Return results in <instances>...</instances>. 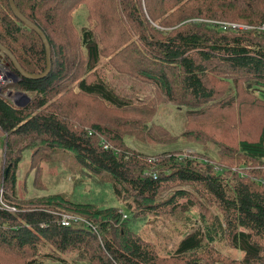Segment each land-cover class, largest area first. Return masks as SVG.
<instances>
[{"label": "trees", "instance_id": "16d2710c", "mask_svg": "<svg viewBox=\"0 0 264 264\" xmlns=\"http://www.w3.org/2000/svg\"><path fill=\"white\" fill-rule=\"evenodd\" d=\"M203 1L145 0L150 19L144 12L143 0H91L85 8L86 23L80 27L74 10L83 0H14L22 15L38 26L49 40L52 66L44 75L48 61L42 38L14 14L10 0H0V43L11 51L25 71L42 76L24 77L9 56L4 55L0 60L17 77L15 90L29 97L25 105H14L5 97L4 90L0 91V144L2 142L3 150L7 151L0 158V247L12 252V258L8 255L5 264H42L41 255L43 259L53 260L41 250L49 244L56 248L54 253L47 254L56 257L54 260H60L64 252H77L78 259L88 264H264V123L260 128L245 126L240 118L233 124L236 131L240 127L244 132L255 131L253 140L238 142L239 152L255 163L245 174L232 171L231 166H236L239 164L236 161L240 160L224 162L222 172L204 169L196 157L180 158L168 151L146 155L124 148L118 142L113 145L104 135L112 132L100 124L94 123L78 131L70 121L77 102L74 96L78 93L99 97L116 107L131 104L111 89L104 77L93 72L107 53L97 31L102 32L105 25L109 33L114 32L111 16L124 27L132 23L138 35L131 44L145 47L137 49L134 55L143 52L155 60L153 66L158 63V71L143 66L145 72L149 71L145 76L162 81L171 100L175 101L177 96L181 104L191 108L185 115L191 126L202 123L203 107L216 102L219 92L207 79L209 73L223 72V65L230 69L226 76L235 90L233 101L224 106L228 108L238 102L240 106L259 107V100L264 101V30L257 27L264 23V0H209L218 6L220 17L189 14L188 2H194V10L200 11ZM209 6L208 13H214L213 5ZM196 17L213 19L215 24L194 23ZM154 22L164 26L161 28L167 32L160 33ZM220 22L255 28L224 29ZM189 24H200V28L184 27ZM202 24L209 25L211 33L201 28ZM62 27L77 39L75 53L71 55L66 46L57 43ZM112 60L121 68L123 63L127 67L131 64L123 54L120 58L117 54ZM72 67L77 68L78 75L72 72ZM168 69L178 76L174 82L165 72ZM175 85L182 92H178ZM255 95L260 98L254 99ZM75 115L78 116V110ZM98 135L106 136L105 142L94 140ZM61 150L75 155L95 182L110 179L108 182L118 197L125 191L124 197L131 198L125 200V205L134 219L138 211L160 213L159 209H167L172 213H189L195 205L204 207L196 194L201 195L206 204L216 203L221 214H213L210 208L202 210V226L183 237L176 251L163 256L127 225L129 216L124 221L116 207L98 210L87 209L85 205L77 207L89 220L78 224H65L60 220L61 214L50 207V204L63 205L59 195L61 201L57 198L45 204L29 201L32 208H26L20 193L22 182L17 175L22 162L29 157L32 166L42 153V156L48 153L46 159L55 160ZM36 181L35 176V185ZM179 181L199 184L205 189L194 185L193 191L179 188L170 195H162L164 185ZM42 205L45 207L41 208ZM136 208V212L132 211ZM218 238L240 250L242 257L239 260L228 255L222 257L216 246ZM2 248L0 251H4Z\"/></svg>", "mask_w": 264, "mask_h": 264}, {"label": "rangeland", "instance_id": "374dc122", "mask_svg": "<svg viewBox=\"0 0 264 264\" xmlns=\"http://www.w3.org/2000/svg\"><path fill=\"white\" fill-rule=\"evenodd\" d=\"M90 3L91 0H83V3L74 10L76 22L80 27L86 23L84 13L86 11V5ZM143 4L144 12L148 16L147 18L151 19L145 0H143ZM201 4L200 11H196L194 10V2H188V7H191L189 14L192 16L209 17L215 15L216 17L217 15V17H220L218 6L214 2L211 3L209 0H205ZM209 4L214 7V13L212 14L208 13V8L211 7ZM60 8H62L60 10L62 13L65 7ZM95 8L99 9V7ZM59 18L61 19L60 16ZM111 18L114 19V32L109 33L108 30L110 29L107 26L105 27V25L103 26L102 32L97 31L99 37L103 38L102 45L106 48L107 53L102 56L101 62L93 72L98 76H102V78L104 77L110 88L116 90L125 101L131 104L127 107H116L105 100H101L99 97L87 96L78 93L79 90L75 91L74 93H78L74 96L77 102L75 103L76 107L73 114L70 117L71 124L74 128H77L78 131H83L87 129L86 127L90 128L92 124L97 123L112 132V134L104 135L111 140L113 145L118 142L124 148H129L130 150L136 149L146 155L161 154L168 151L175 153L180 158L196 157L200 160L201 166L205 167L204 169L211 170V168H214L222 172V169L226 166L225 163H232V159L234 161L240 160L236 161L239 164L233 162V164H236V166H231L233 172L246 174L247 170L252 169L255 163L239 152L238 142L240 140H253V133L255 131L247 130V132H244L241 127L239 131H236L233 124L241 118L245 126L251 125L260 128L261 123H264V101L262 99L259 100V107L252 104L240 106L238 102L233 103L231 107H225L224 105L233 101L232 98L235 90L233 91V83L226 76V73H230V69L223 65L221 68L223 72L219 74L209 73L207 79L209 85L219 92L215 99L216 102L203 107L205 117L202 123H195L196 121L194 120L193 123L195 124L191 126L190 121H187L189 117L185 116L186 112L191 108L181 104L183 102L177 96L175 97V101L171 100L162 85V81L160 82L145 76L146 72L148 73L149 71L145 72L143 66L158 71V63L156 67L153 66L156 64L155 60H152L143 52L136 53V56L134 55L137 49L145 47L142 45L135 47L131 44L138 35L132 23L130 22L128 23V27H124L117 18L113 16ZM199 22L215 24L213 19L196 17L194 23ZM153 24L157 29H160V33L167 32V30L161 28L162 25L159 26L155 22ZM198 25L200 24H189L184 27L198 28ZM202 26L204 27L201 28H206L207 32L211 33L212 28L209 25L202 24ZM160 33H158V36ZM70 34L71 32L65 31L62 27L57 38V43L59 42V44L66 46L67 52L71 55L75 53L74 48L77 47V39ZM112 52L115 53L111 54ZM117 54L119 58L123 54V58L128 63L129 61L131 62V64L129 63V67L123 63L121 68L114 63L112 58H115ZM142 57L148 59L144 61ZM116 61L120 62L117 58ZM135 63H139L141 66ZM71 70H73V73L77 72L78 75L76 67H72ZM240 71L238 70L237 72L241 73ZM165 72L168 73V76L172 78L173 82L178 79V76L170 69ZM1 73H6L7 83L0 85V91L4 90L5 97L12 104L22 103L21 105H25L28 100L14 88L17 77L6 65H2L0 62ZM176 87L178 88V92H182L178 85ZM12 92L15 93L13 97L10 95ZM175 95H178V93ZM253 97L257 100L260 98L258 95ZM77 110L78 116L75 115V111ZM106 136L101 137L98 135L94 137V140H102L105 142ZM205 136H207L206 139ZM63 151L57 152V155L54 154L55 160L50 158L46 159L45 157L48 156V153L45 156H42L44 154L42 153L37 155L41 158L36 157L32 166L29 164V157L25 160L26 162H22V165L17 171V175L22 182L20 193L24 197V206L26 208H32L28 204L29 201L33 204L37 200L45 204L50 199L54 200V198H57V201H61L62 198L63 201L61 204L63 205L61 207H58L57 204H50V207L56 210L55 212L61 214V221L76 222L78 224L83 221H89L79 213L81 209L78 208H81L82 205L88 206L86 208L91 210L116 207L120 213L122 212L123 214L124 212L122 216L124 221H127L129 218L126 222L127 225L135 233L137 232L141 235L150 245H153L158 253L163 256L176 251L177 245L183 237L202 226V210L210 208L213 214H221V209L216 203L212 204L208 202L206 204V202H202L201 195L196 194L197 200L204 204V207L195 205L189 213H185L184 211L172 213V211L167 209H159L158 211L160 213L138 211L136 214L137 218L134 219V217H130L132 212L125 205V200L131 199L129 195L127 198L124 197L125 191L118 197L112 189L111 183L108 182L110 179H103L104 181L100 179V183L95 182L92 176L90 177L85 173L83 166L75 159V155ZM6 152L3 150V144L1 142L0 158ZM35 176L37 178V186L34 184ZM194 185L203 190L205 189L202 185ZM194 185L181 181L170 182L162 188V195H170L174 190L179 188L191 189L193 191ZM23 186H27L26 189H23ZM57 195L61 196V198ZM42 207L45 206L42 205ZM10 208L16 210L14 207ZM135 210L137 208L132 209V211L136 212ZM126 215L127 217L129 216L127 219ZM216 246H218L217 250L221 252L222 257L228 255L237 260L242 257V252L234 249L225 239L218 238ZM55 249L50 244L48 247L41 248L43 254H46L49 258H53V260L43 259L41 255L43 260L42 264H88L86 261L78 259L80 255L77 252H64L60 254L62 257L60 260H54L56 257L52 255L48 256L47 254L54 253ZM56 253L58 256V251ZM8 255L12 258L11 250L6 249L0 251L1 264H5L4 262L8 258Z\"/></svg>", "mask_w": 264, "mask_h": 264}, {"label": "water", "instance_id": "95a60500", "mask_svg": "<svg viewBox=\"0 0 264 264\" xmlns=\"http://www.w3.org/2000/svg\"><path fill=\"white\" fill-rule=\"evenodd\" d=\"M10 4L12 6V10L14 12V14L21 19L28 27H31L33 30H35L36 33H38L40 35V37L42 38L43 43L45 44V47L47 48V61H48V68L45 71L44 75L47 74L52 66V61H51V47L49 44V40L46 36V34L44 32H42L40 30V28L38 26H36L31 20L27 19L25 16L22 15V13L19 11L17 5L14 3V0H10ZM0 49H1V53H0V60L4 57V55L9 56V58L11 59L12 62H14V64L16 65L17 69L19 70V72L24 76V77H32V78H39L42 76L36 75V74H29L27 71L24 70V68L20 65L19 62H17L16 58L13 56V54L11 53V51L6 48L4 45H2L0 43ZM20 95H24L25 98L29 101V97L25 92H19ZM22 103H20L21 105Z\"/></svg>", "mask_w": 264, "mask_h": 264}, {"label": "built area", "instance_id": "2783aa9c", "mask_svg": "<svg viewBox=\"0 0 264 264\" xmlns=\"http://www.w3.org/2000/svg\"><path fill=\"white\" fill-rule=\"evenodd\" d=\"M222 27L224 29H229V28H237V29H251V28H255L253 26H250V25H243V24H240V23H235V22H232V23H229V22H220ZM260 31L264 30V23H261L260 26L257 27ZM6 73H1L0 74V85H5L7 83V77L5 76ZM10 95L13 97L15 95V93H10ZM264 163V162H263ZM124 214V212H123ZM126 218H127V215H126ZM65 224H69L70 222L67 221L65 222Z\"/></svg>", "mask_w": 264, "mask_h": 264}]
</instances>
